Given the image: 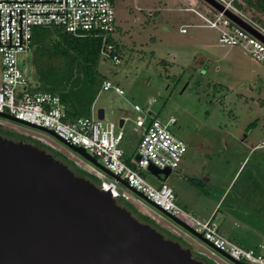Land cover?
<instances>
[{"label":"rangeland","instance_id":"1","mask_svg":"<svg viewBox=\"0 0 264 264\" xmlns=\"http://www.w3.org/2000/svg\"><path fill=\"white\" fill-rule=\"evenodd\" d=\"M190 1L114 0L118 30L112 37L119 45L120 64L114 65L100 57L98 71L105 81L121 89L123 95L113 90L100 91L93 110H103L104 125L118 124L121 116L128 117L120 147L124 160L133 169L140 140L134 122L143 117L133 107L150 111L160 122L168 124L171 134L186 143L194 165L189 174L179 169L172 171L166 183L172 186L176 180L185 181L200 191V183L195 180L199 181L205 167L214 183L226 186L239 159L264 141V68L238 48L220 46L218 33L202 27V20L192 12L205 15L207 5L201 0H195L193 5ZM246 12L264 23V13ZM183 26L186 34L180 32ZM27 58L28 55L19 56L20 68L26 69L25 73L30 72ZM0 124V135L23 139L48 155L55 153L60 161L71 164L74 175L78 171L89 174L97 179L96 185L106 181L104 174V178H99L100 171L50 135L2 119ZM25 135H33L43 142L31 141ZM140 176L151 185L158 181L147 170L141 171ZM248 180L262 186H255L254 193L249 191L251 188L241 191ZM263 183L264 147H260L248 154L224 194L217 187H205L212 201L221 198L215 217L221 233L233 238L229 240L242 249L262 257ZM124 190L129 199L117 200L169 232L170 236L159 234L189 250L192 258L202 264H231L129 190ZM210 205L202 198L197 207L201 214H206ZM166 224L180 236L166 228Z\"/></svg>","mask_w":264,"mask_h":264},{"label":"built area","instance_id":"2","mask_svg":"<svg viewBox=\"0 0 264 264\" xmlns=\"http://www.w3.org/2000/svg\"><path fill=\"white\" fill-rule=\"evenodd\" d=\"M212 1L223 10L219 12L205 3V15L192 11L202 20V27L218 33L220 46L238 48L264 68L262 22L238 7L244 6L241 0ZM247 10L250 11L249 8ZM225 12L258 37L235 23ZM42 27H56L76 37L98 39L100 57L114 65L120 64V55L115 53L117 43L112 37L118 28L110 0H0V114L51 131L62 141L82 148L130 188L191 227L218 252L240 264H264V257L261 255L252 254L226 239L212 219L198 221L180 208L174 201L172 188L165 182L154 187L140 176V172L147 170L149 166L159 170L169 169L170 172L178 168L187 145L171 134L168 124L148 117L147 111L142 112L138 106L133 107L135 112L143 113V117L134 122L140 133V140L135 155L138 161L133 169L124 160L120 147L124 136L123 127L113 123L104 125L103 120L97 119L94 111H91L88 118L69 122L57 94L28 91V78L20 68L19 56L30 55L32 33ZM180 32L186 33L185 27ZM110 90L123 95L121 89L104 82L101 91ZM97 176L104 178L103 173H98ZM105 178L106 181H102L99 188L109 191L114 200L129 199L123 186L106 175Z\"/></svg>","mask_w":264,"mask_h":264},{"label":"water","instance_id":"3","mask_svg":"<svg viewBox=\"0 0 264 264\" xmlns=\"http://www.w3.org/2000/svg\"><path fill=\"white\" fill-rule=\"evenodd\" d=\"M215 10L212 0H201ZM230 19L250 31L225 12ZM252 34L258 37L254 32ZM98 120L104 119L97 110ZM0 119L48 134L74 155L116 181L153 207L174 225L211 248L231 264H240L218 252L200 234L172 217L105 169L82 148L53 132L0 114ZM119 120L118 126L122 127ZM138 161V157H134ZM147 171L164 182L169 169ZM0 264H202L190 251L164 238L116 204L109 191L75 176L66 165L30 144L0 137Z\"/></svg>","mask_w":264,"mask_h":264},{"label":"trees","instance_id":"4","mask_svg":"<svg viewBox=\"0 0 264 264\" xmlns=\"http://www.w3.org/2000/svg\"><path fill=\"white\" fill-rule=\"evenodd\" d=\"M110 1L114 2V0ZM241 1L244 6L238 5V7L244 10L249 8L258 14L264 13V0ZM254 18L260 21L258 17ZM262 24L264 25L263 22ZM31 44L32 50L26 60L30 66V72L26 73L29 82L28 91L57 94L66 120L69 122L88 118L105 82V78L98 71L100 41L91 37H76L56 27H42L33 31ZM115 53L119 54L118 44L115 45ZM50 156L60 161L55 153ZM60 162L70 170L71 164L68 161ZM78 172L79 174L76 173L75 176L100 187L96 185V178ZM115 202L141 223L149 225L158 233L163 232L170 236L169 232L161 229L149 217L129 210L125 203L117 199Z\"/></svg>","mask_w":264,"mask_h":264},{"label":"crops","instance_id":"5","mask_svg":"<svg viewBox=\"0 0 264 264\" xmlns=\"http://www.w3.org/2000/svg\"><path fill=\"white\" fill-rule=\"evenodd\" d=\"M194 1L195 0H191L190 3L193 5ZM183 27H185V26H183ZM181 34H186V33H181ZM105 82H108V81H105ZM92 111H94L93 107H92ZM147 115H148V117L156 118L155 116H153L151 114L150 111H147ZM120 120L123 121L122 127H124L125 122L128 120V117L126 115H123L120 117ZM179 140H181V139H179ZM181 141H183V140H181ZM263 144H264V141L261 142V145L250 148L248 154L253 150L256 151L257 148L264 147ZM248 154L245 157L239 159V162H238L237 166L234 168V171L232 173V177H231L230 181L226 184V186H220L219 184L214 183V181L210 178V175H211L210 171H209V169H206V167L201 172L200 177L198 179L199 181H196L195 178L191 179V180H195V182L200 183L199 184L200 188H201L200 191L195 189V187H193L192 185L185 183V181L176 180V183L174 182V184L172 186H170L173 190L175 203L180 208H182L187 213H189L193 218H195L197 216L195 219L198 221L205 222L209 219H212L215 222V217H216V213H217L216 207L219 204V201L221 198H218V200H216V201L215 200L212 201V199L209 196H207L209 194H207L205 187H215V188L217 187L219 189H222V193L224 194L228 190L232 180L235 178V176L237 175V173L241 169L243 163L246 161ZM193 161H194L193 156L191 154H189L188 151H186V153L182 157L177 169H179L180 172L189 174L191 167L194 165ZM243 170H242V172H243ZM241 173H240V175H241ZM164 182L166 183V180ZM160 183H161L160 181H157L152 186L158 187ZM257 185H259V184H257V182H250L248 180V182L243 183L241 191H243V190L245 191L246 189L249 190L248 188H251V190H249V191H252L254 193L255 186H257ZM263 185H264V183H263ZM259 186H262V185H259ZM205 196H207V197H205ZM202 198H205L206 201H209L211 203L210 208H209L210 210H208L209 212L206 214H201L198 210V207H197L198 201H200V199H202ZM223 222L221 223V225H223ZM165 227L169 228V230H172L176 234V236H180V233H178L177 230L171 229L167 224L165 225ZM219 231H220V228H219ZM220 233H221V231H220ZM221 234L228 240L233 239L229 236L226 237L223 233H221Z\"/></svg>","mask_w":264,"mask_h":264},{"label":"flooded vegetation","instance_id":"6","mask_svg":"<svg viewBox=\"0 0 264 264\" xmlns=\"http://www.w3.org/2000/svg\"><path fill=\"white\" fill-rule=\"evenodd\" d=\"M0 127H1V124H0ZM27 138H29V140H31V141H34V142H37V143H39V142H43V140L42 139H40V138H37V137H35V136H33V135H30V136H27V135H25ZM0 137H2V138H4V139H7V140H11V141H13V142H24V143H28V142H26V141H24L23 139H19V138H17V139H14V138H11V137H8V136H4V135H0ZM40 144V143H39Z\"/></svg>","mask_w":264,"mask_h":264}]
</instances>
